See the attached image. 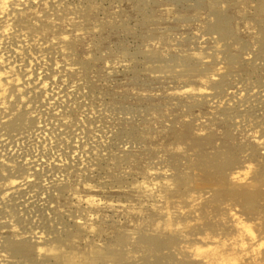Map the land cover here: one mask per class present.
Listing matches in <instances>:
<instances>
[{
  "label": "rangeland",
  "instance_id": "1",
  "mask_svg": "<svg viewBox=\"0 0 264 264\" xmlns=\"http://www.w3.org/2000/svg\"><path fill=\"white\" fill-rule=\"evenodd\" d=\"M0 264H264V0H5Z\"/></svg>",
  "mask_w": 264,
  "mask_h": 264
},
{
  "label": "bare ground",
  "instance_id": "2",
  "mask_svg": "<svg viewBox=\"0 0 264 264\" xmlns=\"http://www.w3.org/2000/svg\"><path fill=\"white\" fill-rule=\"evenodd\" d=\"M4 2H5V0H0V6L1 5H3L4 4ZM224 36V35H223ZM260 143H263V140L262 141H260ZM217 154V153H216ZM209 156V155H208ZM209 157H211L212 158V155L211 156H209ZM214 157V156H213ZM201 158H204V156L203 157H201ZM215 158V157H214ZM205 159L207 160L208 158L207 157H205ZM221 161V160H220ZM220 164H222L221 162H219ZM219 163H216V162H213L212 160H208V161H205L204 162V165H206V168H208V169H206V171L210 174V176H208V179H210L213 175H216V178L217 179H220L218 176H221V173H222V171H220V164ZM222 168V167H221ZM241 171H235L234 172V177L235 178H240V177H242L241 176ZM223 175V174H222ZM207 177V176H206ZM210 177V178H209ZM215 177V176H214ZM223 177V176H222ZM226 178V177H225ZM243 178V177H242ZM213 179L214 180H217V179H215V178H212V179H210L208 182L209 183H207V184H209V185H207V186H205V187H208V188H210L211 190H213L214 191V189L217 191V188H218V191H219V197H220V199L221 200H224V201H227V200H229L228 199V197H232L231 199H234L235 201H232L231 200V202H234L236 205H237V202L236 201H241V198H242V193L241 192H239L238 193V189L236 190L235 188L233 189V190H225V189H220V187H225V186H231V184H228V181H227V183L222 179L218 184H216V183H214L213 182ZM218 182V181H217ZM205 183H206V181H205ZM223 184L222 186H220L219 187V185H221V184ZM228 184V185H227ZM249 186V185H248ZM248 186H246V187H248ZM235 187V186H234ZM237 187V186H236ZM243 187V186H242ZM238 188H240V187H238ZM244 188V187H243ZM249 188V187H248ZM247 189V188H246ZM256 190V189H255ZM263 192V191H262ZM252 195H254L255 197H257V198H259L260 196H261V190L260 191H258V190H256V191H254L253 192V194ZM239 198V199H238ZM250 199V198H249ZM244 200V199H243ZM260 201V200H259ZM239 203V202H238ZM239 230V232H240V229H238Z\"/></svg>",
  "mask_w": 264,
  "mask_h": 264
}]
</instances>
